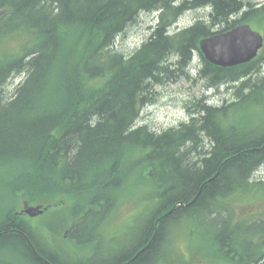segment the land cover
<instances>
[{"label":"trees","instance_id":"trees-1","mask_svg":"<svg viewBox=\"0 0 264 264\" xmlns=\"http://www.w3.org/2000/svg\"><path fill=\"white\" fill-rule=\"evenodd\" d=\"M174 1L0 0V264H76L39 243L29 220L18 215L24 201L56 209L57 216L70 211L67 241L74 250L106 251L102 234H93L101 223L90 222L102 213L104 224L116 217L131 171L132 177L147 176L156 203L147 220L134 224L140 232L132 234L131 249L118 254L110 246L99 264H194L192 257L201 264H264V220L236 212L249 200L264 202V182L250 179L264 159V126L240 131L250 124L234 118L264 106V76L240 82L233 88L240 100L222 107L198 100L192 107L199 112L168 133L143 137L144 128L137 126L147 105L146 84L169 77L163 65L169 68L173 55L180 68L191 50L199 52L210 86L259 71L264 50L249 64L222 68L206 60L199 42L215 34L211 26L217 24H225L220 31L242 23L260 26L264 4ZM200 5L213 7L209 25L167 32L183 11ZM153 10L161 11L156 30L136 55L124 58L113 49L116 37ZM12 74L26 78L8 97ZM198 220L209 221L211 234H173ZM45 225L61 236L49 221ZM86 229L91 234H80ZM182 235L194 239L189 257L178 249Z\"/></svg>","mask_w":264,"mask_h":264},{"label":"rangeland","instance_id":"rangeland-1","mask_svg":"<svg viewBox=\"0 0 264 264\" xmlns=\"http://www.w3.org/2000/svg\"><path fill=\"white\" fill-rule=\"evenodd\" d=\"M252 3L261 6L264 4V0H250ZM206 9L189 11L187 12L176 25L175 29H181L186 26L192 25L200 17H203L207 13ZM236 17H233L232 20H235ZM155 17L154 15H149L147 13H142L138 19L132 23L127 31L117 39L115 49L119 52L130 53L135 50L137 47L141 46L150 35L148 27L151 24H154ZM250 25L256 30L259 31L264 36V22L259 24L250 23ZM177 58H173L172 62L175 63ZM194 67H201V58L199 53H195L194 56ZM261 73L253 74L254 81L260 79L264 76V63L260 66ZM193 75L191 78L185 76H179L177 78L166 79L164 83L156 86L153 90V94L150 99L152 103L146 105L143 108L142 116L138 125L147 124L152 130L162 132L163 130L175 128L181 123L186 122L190 118L188 107H192L195 102L206 98L210 100V103H213L216 106L222 107L225 104L234 102L235 89H229L226 86L221 88V91L213 92L206 90L205 82L194 80L196 72L192 71ZM25 75L16 77L9 83L7 90L10 93H13L16 89L18 83L23 79ZM247 93V92H246ZM246 95V94H245ZM240 100L239 98L236 99ZM231 113V112H230ZM237 113V114H236ZM235 122H242L246 120V123L256 124L259 123L264 126V106H257L253 108L243 109L239 112H236ZM207 149L211 147V142L208 139H204L203 144ZM199 151L201 148L198 149ZM192 156H199L198 152L194 153ZM262 177V176H261ZM145 181H144V179ZM137 189H135L134 194H132V181ZM147 178L145 174L140 178V173L138 175L135 173L132 177V171L127 177V190L122 200V205L116 214L114 219H108L104 224L105 214L102 213L100 218L93 219L90 224L96 227V224L100 222L101 224L95 229L93 234H102L101 249L109 250L110 246L115 250V253H125L132 247V234H137L140 232L139 228L134 224L137 222V226L140 221L147 220V217L150 214V211L154 207L156 200L151 202L156 189L153 184ZM261 180V179H260ZM248 200V199H247ZM246 201V200H245ZM257 202V201H256ZM247 203V202H246ZM244 203V204H246ZM249 205H242L236 207V212L239 216H259L264 220V202L259 204H254L253 200L248 201ZM9 204L6 203L5 207H8ZM69 205H64L61 208L67 210ZM23 209V205L18 207V211ZM56 209H49V211L39 217L29 218V223L35 230V235L39 243L42 244L46 249H48L52 254L56 256H61L63 258H69L73 260H81L82 264H90L88 260L94 257L93 248L80 252L74 250L72 245L67 241V238L71 237L69 230L73 224L70 217V211H66L65 215H58L54 212ZM65 216L64 221H61V217ZM46 221H49L51 224V229L55 228L56 232H60L61 236L53 234L48 226L45 225ZM189 222V221H188ZM193 223V222H192ZM85 233L84 231L82 234ZM67 234V235H66ZM86 234H91L89 229H86ZM173 234H211L210 233V223L207 221L205 224L196 221V225L192 226L191 224H186L180 229L176 230ZM182 235L179 237L177 242L178 249L182 252H185L189 257L190 247L193 244L194 239H189ZM112 242V244H110ZM197 244V240L194 241ZM125 247V248H124ZM102 252L99 256L96 257L95 262L103 261L104 258L109 256L108 252ZM189 251V252H188ZM192 262L194 264H201L198 257H192Z\"/></svg>","mask_w":264,"mask_h":264},{"label":"bare ground","instance_id":"bare-ground-1","mask_svg":"<svg viewBox=\"0 0 264 264\" xmlns=\"http://www.w3.org/2000/svg\"><path fill=\"white\" fill-rule=\"evenodd\" d=\"M192 0H187V2H191ZM181 3H183V0H175L174 1V4L175 5H180ZM207 7V8H206ZM206 7H202L201 5L199 6V7H197V8H190V9H188V10H185V11H183L182 12V14H180L179 15V17H178V19L174 22V24L172 25V27H171V29L169 30H167V32L169 33H171V34H173L174 32L176 33L177 31H179V30H183V29H185V28H189V27H191V26H193V25H195L196 23H198V22H206V24L207 25H209V23H207L208 22V20L210 19V15L213 13V7L211 6H206ZM202 9H206L205 11H207V13L206 14H204V16L203 17H200L198 20H196L192 25H190V26H186V27H183V28H181V29H175V27H176V25H178V23H179V21H180V19L187 13V12H189V11H196V10H202ZM160 13H161V11L160 10H153V11H151V12H149V13H147V14H151V15H154V17H155V20H154V24H151L149 27H148V30H149V32H150V35H149V38L145 41V42H147L149 39H150V37H151V35L153 34V32L156 30V28H157V26L159 25V23H160ZM239 19L240 18V16H236V19ZM132 24V23H131ZM130 24V25H131ZM129 25V26H130ZM128 26V27H129ZM251 26V25H250ZM128 27L122 32L123 34L127 31V29H128ZM221 27H225V24H217V25H215V26H211V30H212V33L213 32H215V34H213V35H217V34H221V33H224V32H226V31H220L221 30ZM251 28L253 29V30H255L252 26H251ZM122 33H120L117 37H116V39H115V44H114V46H113V49L116 51V52H119L118 50H116L115 49V46H116V43H117V39H118V37H120L121 35H122ZM145 42H143L142 43V45L145 43ZM142 45L141 46H139V47H137L135 50H133L132 52H130V53H123V52H119V53H121V55L124 57V58H126V59H129V58H132L134 55H136L140 50H141V48H142ZM200 50V49H199ZM264 50V46L262 47V49H261V51H263ZM195 53H199V52H197V51H193V50H191V57H190V59L185 63V65H184V67H183V65H182V67H178V56H175V55H173V56H171V58H170V64H168L169 65V68H168V66H167V64H165V65H163L166 69V71H168V69H169V71H168V73H166V75H168L169 77H166V76H164V77H162L161 79H162V81H161V83H160V81L158 80V81H149L148 83H150V84H146V92H147V94H148V98H147V105H150L151 103H152V99H150V97H151V95L153 94V90H154V88L156 87V86H158V85H160V84H162V83H164L165 82V80L166 79H170V78H177V77H179V76H185V77H187V78H191L192 77V71H194V72H196V75H195V77L196 78H194V80H196V81H203V82H205V86H206V90H208V91H213V92H218V91H221V88L222 87H224V86H226L227 88H229V89H233V88H235L240 82H242V81H244V80H247V79H251L254 83H257V82H259V79L258 80H256V81H254V79H253V74H259V73H261V71L259 70V71H257V72H253V73H251L248 77H246V78H242V79H240V80H238V82L237 81H232V82H220L218 85H215V86H210L209 85V83H208V85H207V82H206V80H205V78H204V64H203V62L201 63V67H194V56H195ZM173 58H177V60H176V62L175 63H173L172 62V59ZM250 62H247V63H244V64H249ZM244 64H242V65H244ZM214 66H216V65H214ZM230 68V67H229ZM162 76V75H161ZM194 76V75H193ZM16 77H19L17 74H15V75H11V77L7 80V82H6V85L8 86L9 85V83L11 82V81H13V79H15ZM26 78V77H25ZM25 78H24V80L22 79L19 83H18V85H17V87L19 86V85H21L22 83H24V81H25ZM7 86H6V88H5V91L8 93V97H10V96H12V95H14V93H15V91H16V89H17V87H16V89L14 90V92L13 93H10V92H8V90H7ZM206 99V98H205ZM204 103H206V104H204V105H207V106H214V104L213 103H210V100L209 99H206V101L204 102ZM146 106V105H145ZM144 106V107H145ZM189 108H191V107H188V110H189V114H190V116L192 115V114H194V113H197V112H199L196 108V110L194 109V107H192L191 108V113H190V109ZM142 112H143V109L140 111V114H139V117H138V121H137V126L139 127V126H141V127H143L144 128V132L146 133V135H143V137L145 136H148L150 133L151 134H155V135H159V134H162V133H168L169 132V130L167 129V130H163L162 132H159V131H155V130H152L147 124H141V125H138V123H139V121H140V117L142 116ZM188 121V120H187ZM182 124V123H181ZM259 126V123H256V124H254V123H252V124H250V125H248V126H246V127H242L241 129H240V131H250V130H253V129H256L257 127ZM178 127V126H177ZM176 128V127H175ZM172 134V133H171ZM172 136V135H171ZM200 137H201V139H208V138H206V135H205V133L203 132V131H200ZM246 139V138H245ZM243 140H244V138H243ZM206 148V147H205ZM207 149V148H206ZM201 151H203V150H201ZM196 158L192 161L193 163H195V165L197 164L196 163ZM262 176V177H261ZM250 179H251V181L252 182H256V181H258V182H264V159H263V161L254 169V171L251 173V175H250ZM261 179V180H260ZM183 203H180L179 205H182ZM178 205H176L174 208H176ZM18 215H20V216H22V217H27V215L26 214H23V213H19ZM222 220H223V222H225V220L222 218ZM222 220H221V222H222ZM215 224H216V222H215ZM83 232V231H82ZM85 233H83V234H86V230L84 231ZM78 233V232H77ZM80 234H82V233H80ZM227 234H229V233H227ZM98 242V241H97ZM100 243V245H101V242H99ZM94 257H92V259L93 258H95V257H97V256H99L101 253H100V251L97 249V248H95L94 249ZM110 260H112V261H115V257H112V258H109ZM91 260V259H90ZM90 260H88V262L90 263ZM82 261L81 260H76V264H82L81 263ZM99 262H103V261H99ZM99 262H95V263H90V264H99Z\"/></svg>","mask_w":264,"mask_h":264},{"label":"water","instance_id":"water-1","mask_svg":"<svg viewBox=\"0 0 264 264\" xmlns=\"http://www.w3.org/2000/svg\"><path fill=\"white\" fill-rule=\"evenodd\" d=\"M264 46V36L249 24L240 25L230 31L204 38L200 50L213 65L229 68L254 60ZM23 214L31 218L43 215L46 209L41 205L32 206L25 201Z\"/></svg>","mask_w":264,"mask_h":264}]
</instances>
